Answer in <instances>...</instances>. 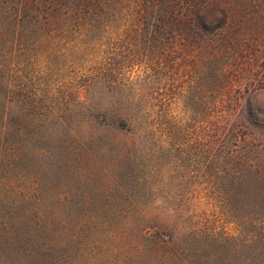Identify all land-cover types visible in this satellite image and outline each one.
<instances>
[{"label":"rangeland","instance_id":"rangeland-1","mask_svg":"<svg viewBox=\"0 0 264 264\" xmlns=\"http://www.w3.org/2000/svg\"><path fill=\"white\" fill-rule=\"evenodd\" d=\"M208 1L197 34L117 2L24 32L0 67V264H264V1Z\"/></svg>","mask_w":264,"mask_h":264},{"label":"trees","instance_id":"trees-1","mask_svg":"<svg viewBox=\"0 0 264 264\" xmlns=\"http://www.w3.org/2000/svg\"><path fill=\"white\" fill-rule=\"evenodd\" d=\"M219 1L221 3L218 5V10L223 15L230 7L227 0ZM257 1L263 2L264 0ZM116 2L122 3L120 4L122 11L125 15L127 14L125 23L131 25V29L154 30L159 28L177 34L184 31L197 34L199 30L211 29L215 17V14L207 11V5L210 3L208 0H203L198 7L193 9V3L190 0H166V3H163V0L160 2L158 0H0V67L5 66L3 64L7 54L14 56L24 48L26 42L24 32H35L43 25L52 26L57 17L74 16L75 19L80 18L85 21L83 27L88 26L96 17L112 13L114 10L108 9H112ZM65 25L61 24V27ZM206 39L212 41L211 36ZM32 42L35 43L36 40L32 39ZM214 54V50L209 52L210 56ZM225 69L223 64L219 65L218 73L221 74ZM229 79H231L229 82H220L221 84L217 86L222 95L221 99L228 95L233 97L235 115L245 129L249 127L248 123L257 124L255 119L249 116L253 110L248 85L246 86L243 79L228 78L227 80ZM233 84L239 85L235 96L229 91L233 88ZM239 90L242 91L241 95H239Z\"/></svg>","mask_w":264,"mask_h":264},{"label":"clouds","instance_id":"clouds-1","mask_svg":"<svg viewBox=\"0 0 264 264\" xmlns=\"http://www.w3.org/2000/svg\"><path fill=\"white\" fill-rule=\"evenodd\" d=\"M256 100L260 104L264 105V90H260L256 94ZM190 115V110H187L185 108L183 99H177V101L173 105L172 110L170 111V118L180 124H183Z\"/></svg>","mask_w":264,"mask_h":264}]
</instances>
